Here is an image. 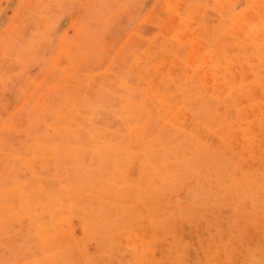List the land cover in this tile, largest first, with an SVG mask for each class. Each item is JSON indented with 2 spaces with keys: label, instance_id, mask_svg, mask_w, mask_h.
Segmentation results:
<instances>
[{
  "label": "rangeland",
  "instance_id": "1",
  "mask_svg": "<svg viewBox=\"0 0 264 264\" xmlns=\"http://www.w3.org/2000/svg\"><path fill=\"white\" fill-rule=\"evenodd\" d=\"M0 264H264V0H0Z\"/></svg>",
  "mask_w": 264,
  "mask_h": 264
},
{
  "label": "crops",
  "instance_id": "2",
  "mask_svg": "<svg viewBox=\"0 0 264 264\" xmlns=\"http://www.w3.org/2000/svg\"><path fill=\"white\" fill-rule=\"evenodd\" d=\"M240 48L241 47L236 44L235 47H234V50L228 52V54L225 56L224 60L230 59L231 57H234V58L238 57L242 53Z\"/></svg>",
  "mask_w": 264,
  "mask_h": 264
}]
</instances>
